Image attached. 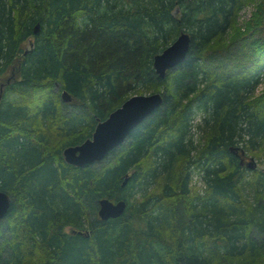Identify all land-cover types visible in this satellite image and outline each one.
<instances>
[{
	"label": "trees",
	"instance_id": "obj_1",
	"mask_svg": "<svg viewBox=\"0 0 264 264\" xmlns=\"http://www.w3.org/2000/svg\"><path fill=\"white\" fill-rule=\"evenodd\" d=\"M253 1L0 0V264H264V169L239 163L264 159V0L238 25ZM180 33L160 79L152 59ZM144 93L160 107L103 161L63 162ZM101 199L124 212L99 220Z\"/></svg>",
	"mask_w": 264,
	"mask_h": 264
},
{
	"label": "water",
	"instance_id": "obj_2",
	"mask_svg": "<svg viewBox=\"0 0 264 264\" xmlns=\"http://www.w3.org/2000/svg\"><path fill=\"white\" fill-rule=\"evenodd\" d=\"M37 32L38 26L35 25L32 34L35 35ZM189 41L187 34L180 33L166 48L153 57L152 69L158 78L163 79L166 71L174 69L184 60ZM30 44L31 42H29V47ZM60 100L63 103H68L70 98L67 94L61 92ZM161 100V95L158 93L129 97L112 111L104 121L95 125L89 139L79 145L65 148L62 151L63 162L75 168L100 162L109 152L120 146L133 129L160 107ZM229 150L231 151V149ZM240 155H242V152H240ZM239 163H242L241 159ZM244 165L248 170H253L255 167L251 158ZM125 182L126 178H124L121 186ZM9 204L10 201L7 195L0 192V220L7 213ZM124 209L125 203L123 201L110 202L101 199L97 202V217L101 221L116 219L124 212Z\"/></svg>",
	"mask_w": 264,
	"mask_h": 264
},
{
	"label": "rangeland",
	"instance_id": "obj_3",
	"mask_svg": "<svg viewBox=\"0 0 264 264\" xmlns=\"http://www.w3.org/2000/svg\"><path fill=\"white\" fill-rule=\"evenodd\" d=\"M262 0H254L253 2H251L250 4L244 6L241 11L238 13V25L241 27V29L243 28L244 24H246L249 19L251 18L252 14H254L256 12V10L259 9V6H257ZM263 6V12H264V4H262ZM260 20V19H259ZM264 22V16L261 19ZM262 33L264 34V29L261 28ZM251 32V31H250ZM29 42H31V40H26L24 42H22L19 46V53L17 55V58L19 60V58L21 57V53L25 50H27L29 48ZM11 68L7 69L3 75L0 76V86L1 87V92H0V96L2 91H4L5 87L8 85L9 83V79H11L14 75H13V71L10 70ZM264 91V75L260 77L259 79V83L257 85V87L255 88L254 94L255 95H259L261 92ZM7 97L6 98H10L11 95L6 92ZM148 95V93H144L143 94ZM198 116L195 117L194 122L198 121ZM244 159L242 160L243 163L247 162L249 158H251L255 164V171H259V170H263L264 169V159L261 156L260 159H255L254 157L248 156V155H244ZM253 169V170H254ZM191 186H193L195 189L199 190L201 189V185L199 183L198 178L193 175L192 177V182H191Z\"/></svg>",
	"mask_w": 264,
	"mask_h": 264
},
{
	"label": "bare ground",
	"instance_id": "obj_4",
	"mask_svg": "<svg viewBox=\"0 0 264 264\" xmlns=\"http://www.w3.org/2000/svg\"><path fill=\"white\" fill-rule=\"evenodd\" d=\"M0 87H2V86H0ZM0 90H1V88H0ZM161 101H162V100H161ZM156 110H157V109H156ZM153 112H154V111H153ZM153 112H152V113H153ZM150 115H151V114H150ZM145 119H146V118H145ZM109 153H110V152H109ZM106 156H107V155H106ZM104 159H105V158H104ZM104 159H102L101 161H103ZM101 161H100V162H101ZM100 162H97V163H100ZM92 164H96V163H92ZM92 164H90V165H92Z\"/></svg>",
	"mask_w": 264,
	"mask_h": 264
}]
</instances>
